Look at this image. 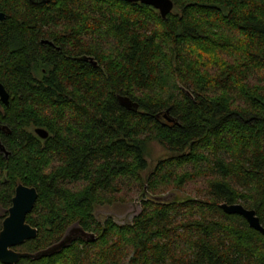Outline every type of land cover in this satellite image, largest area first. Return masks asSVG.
<instances>
[{
    "label": "trees",
    "instance_id": "obj_1",
    "mask_svg": "<svg viewBox=\"0 0 264 264\" xmlns=\"http://www.w3.org/2000/svg\"><path fill=\"white\" fill-rule=\"evenodd\" d=\"M173 1L163 18L125 0H0V81L14 95L0 204L18 182L39 193L26 217L38 235L16 249L95 234L16 264H264V234L221 207L264 225V0ZM151 141L169 152L153 167ZM172 189L190 197L157 200ZM137 193L130 223L97 219Z\"/></svg>",
    "mask_w": 264,
    "mask_h": 264
},
{
    "label": "water",
    "instance_id": "obj_2",
    "mask_svg": "<svg viewBox=\"0 0 264 264\" xmlns=\"http://www.w3.org/2000/svg\"><path fill=\"white\" fill-rule=\"evenodd\" d=\"M128 2H141L145 5H149L157 9L163 18H166L174 9L173 0H125ZM6 14L0 11V20H4ZM49 42L48 40H45ZM86 61L92 62L96 65V61L92 56H83ZM0 96L1 99L7 104L9 93L5 85L0 81ZM130 106L137 109V105L131 103ZM35 132L41 138H47L49 132L43 127H37ZM1 149L8 154L4 145H1ZM38 190L35 186H29L18 182L15 190V195L12 200V205L9 207V215L3 221V227L0 231V261L4 264H16L21 258H40L43 256L53 255L77 239L78 234L80 237H84V234H90L92 238H95L94 233H88L82 228H76L77 234H72V229L67 230L64 237L52 244L51 246L40 250L38 252H22L15 249L16 246L23 244L29 239L36 238L38 235V229L26 221V217L34 209L35 203L38 199ZM158 201H162L163 197H156ZM221 207L225 212L229 214H240L249 223V225L264 234V225L261 223L259 216L255 209H248L241 203H222ZM84 235V236H83Z\"/></svg>",
    "mask_w": 264,
    "mask_h": 264
},
{
    "label": "rangeland",
    "instance_id": "obj_3",
    "mask_svg": "<svg viewBox=\"0 0 264 264\" xmlns=\"http://www.w3.org/2000/svg\"><path fill=\"white\" fill-rule=\"evenodd\" d=\"M169 155V152L157 141H151L147 144L146 157L153 167L162 157ZM190 195L186 191L172 189L164 193V199H175L183 201ZM144 198L143 193H137L134 199L123 202H113L104 205H98L95 208L97 219L104 222L108 217L113 218L119 224L130 223L135 215L141 210V200Z\"/></svg>",
    "mask_w": 264,
    "mask_h": 264
},
{
    "label": "flooded vegetation",
    "instance_id": "obj_4",
    "mask_svg": "<svg viewBox=\"0 0 264 264\" xmlns=\"http://www.w3.org/2000/svg\"><path fill=\"white\" fill-rule=\"evenodd\" d=\"M48 41L49 42H46L45 40H43V43L49 44L55 50H61V47L57 46L54 41H52V40H48ZM83 56L84 55H79L78 57H81L82 58ZM7 91L9 93L8 103L7 104L1 99V96H0V153H3L5 155V157H8L9 156L10 151L6 148V146L3 143V141H4L3 140V135L8 136V135H11L12 134V130H11V128L8 127V124L6 123L7 121L5 119L6 118V115L8 114V110L6 109V107L9 106L11 99L14 97V95L11 94V92L8 89H7ZM35 129H36V127L34 128V131H35ZM35 134L38 137H40L36 132H35ZM41 139H44V138H41ZM1 145H4L5 146L6 150L9 152L8 154H6V152L1 149ZM15 190H16V187H15ZM14 195H15V192H14ZM14 195H13V197H14ZM13 197H12V200H13ZM11 205H12V202H11ZM9 207H4L3 205L0 204V217L3 216V218H2V227H3V221H4V219L9 215V211H8L9 210ZM1 230H2V228H1ZM71 233L72 234H75V233L77 234L78 232H77L76 228H73ZM84 235H83L84 237H88L89 236L87 234H84ZM79 237L80 236L78 234V237L77 238H79ZM16 247H15V249H16ZM16 250H18V249H16ZM18 251H20V250H18Z\"/></svg>",
    "mask_w": 264,
    "mask_h": 264
}]
</instances>
